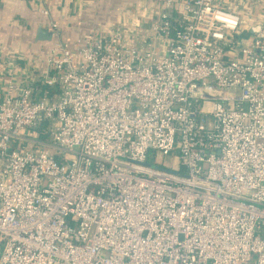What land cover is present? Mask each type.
<instances>
[{
	"label": "built area",
	"instance_id": "1",
	"mask_svg": "<svg viewBox=\"0 0 264 264\" xmlns=\"http://www.w3.org/2000/svg\"><path fill=\"white\" fill-rule=\"evenodd\" d=\"M163 6L0 71V264H264V3Z\"/></svg>",
	"mask_w": 264,
	"mask_h": 264
},
{
	"label": "crops",
	"instance_id": "2",
	"mask_svg": "<svg viewBox=\"0 0 264 264\" xmlns=\"http://www.w3.org/2000/svg\"><path fill=\"white\" fill-rule=\"evenodd\" d=\"M264 0H233L244 23L259 14ZM47 6L64 39L74 46L78 39L98 30L119 28L124 32L142 22L150 24L163 9V0H0V71L12 67L41 69L47 64L52 41L37 39L40 28L50 31L42 14Z\"/></svg>",
	"mask_w": 264,
	"mask_h": 264
},
{
	"label": "water",
	"instance_id": "3",
	"mask_svg": "<svg viewBox=\"0 0 264 264\" xmlns=\"http://www.w3.org/2000/svg\"><path fill=\"white\" fill-rule=\"evenodd\" d=\"M37 39L43 41H52L53 43V34L52 32L45 31L42 28H40L37 32Z\"/></svg>",
	"mask_w": 264,
	"mask_h": 264
},
{
	"label": "rangeland",
	"instance_id": "4",
	"mask_svg": "<svg viewBox=\"0 0 264 264\" xmlns=\"http://www.w3.org/2000/svg\"><path fill=\"white\" fill-rule=\"evenodd\" d=\"M166 159H168V160H170V161H172V162H176V159L175 158H166ZM165 159V162H168L167 160Z\"/></svg>",
	"mask_w": 264,
	"mask_h": 264
}]
</instances>
